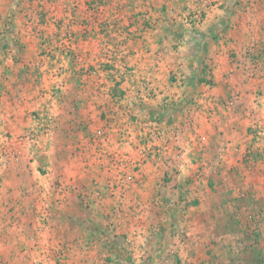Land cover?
Returning <instances> with one entry per match:
<instances>
[{
  "label": "rangeland",
  "instance_id": "1",
  "mask_svg": "<svg viewBox=\"0 0 264 264\" xmlns=\"http://www.w3.org/2000/svg\"><path fill=\"white\" fill-rule=\"evenodd\" d=\"M98 1L78 5L74 2L69 7L66 0H25L21 4V10L25 11L24 26L35 29L38 41L48 42V49L54 47L48 41L52 31L54 34L60 31L66 39L75 24L91 33L110 29L109 34L105 33L107 45L100 46L111 54L120 46L115 41L116 34L121 31L124 41L133 33L131 29L144 33L146 29L164 28L162 21L168 20L161 12L169 10L186 13L188 28L196 27L198 32L211 28L217 35L225 34L218 38L223 47L217 49V54L225 56L223 67L227 70L222 72L220 81L205 75V88L197 92V132L191 135L197 141V173L184 178L165 175L161 182H156L159 190L155 189L153 195L133 194L132 198L137 199L133 204L129 198L147 186V167H164L172 156L179 160L177 152L172 154L178 148L179 133L192 127L164 122L163 117L167 120L172 117L168 108H172L174 101L167 100L158 86L148 98L143 93L150 101L146 103L151 105L152 115L139 108L135 114L117 111L119 114L103 118L107 122L110 119L124 122L119 131H102L103 139L110 134L112 139L104 150L107 157L104 179L93 180L94 184L97 182L96 189L89 194L73 196L63 192L71 184L65 179H58L53 192L52 179L46 178L45 183L17 173L7 180L9 184L2 192L6 182L0 177V257L12 251L10 243L2 239L3 235H9L5 227L8 221L11 234L19 230L24 234L25 241L21 240L24 250L36 248L37 244L30 241L36 233L31 223L32 229L18 226L24 217L23 220L29 221L36 218L42 225L41 249H50V243L55 245L52 249L56 250L58 260L52 264H264V0L233 1V7L224 1L215 8L220 13L207 15L203 24L202 12L210 6L197 10L187 0H153L149 5L139 0H115L109 5ZM208 1L213 5L214 0ZM152 6L154 18H147L144 14ZM77 12L80 19L82 16L90 19L87 22L81 19L84 22L80 23L75 19ZM169 22L176 27V21ZM198 38L197 35V44ZM177 46L176 42L170 49ZM171 73L162 71L157 83L163 84L162 80ZM61 89L56 86L57 91ZM122 96L110 100L111 106L121 105ZM138 101L137 104L145 102L140 97ZM54 127L47 125L43 135L51 136ZM39 142L44 145L41 155L45 156L51 149L59 155H69L78 149L51 148L49 140L47 144L42 139ZM166 145L172 146V151ZM16 148L19 151L15 153L24 158L26 165L31 152L38 151L37 145L28 141ZM4 150L0 149L1 158L17 156ZM14 159L6 162H19L18 157ZM144 163L149 166L142 167ZM167 167L176 170V164ZM141 168L146 172H140ZM0 171L3 173L5 169L0 166ZM35 203H39V209ZM54 220L58 222L52 226ZM51 229L55 232L51 233ZM66 237L71 240L65 242ZM81 254L85 255L84 260L79 258ZM3 262L0 260V264Z\"/></svg>",
  "mask_w": 264,
  "mask_h": 264
},
{
  "label": "crops",
  "instance_id": "2",
  "mask_svg": "<svg viewBox=\"0 0 264 264\" xmlns=\"http://www.w3.org/2000/svg\"><path fill=\"white\" fill-rule=\"evenodd\" d=\"M23 1L25 0H0V149L11 150L14 152L13 155H17L12 158L8 157L10 155L0 157V166L5 169L3 173L0 171L2 173L0 177L2 180L5 179L3 182H6L2 185L4 188L2 192L9 184L7 180L15 178L13 176L16 173L18 176H33L40 181L44 180L45 183L46 178L52 179L51 185L54 187L50 188L53 192L57 189L58 179H65L67 183L69 180L71 181L70 186L63 188V192L69 195L75 196L77 193L89 194L92 192L96 189L95 184L98 180L104 179L102 172L107 163L104 150L108 148L109 142L112 140L111 134L107 135V139H103L104 137L98 138L96 133L106 131V129L119 131L123 127L122 122H124L119 119L117 122H112V119L107 122L103 118L117 111L126 114L134 111L135 114L136 111L138 113L139 108L145 109L144 114L152 115L153 113L150 112L152 109L149 108L151 105L146 103L150 101L145 98L143 93L145 92L148 98L150 91L158 86L163 89L162 95L167 100L174 101L173 109L168 108L174 121L172 117L167 120L165 116L163 117V120L165 118L164 122L173 123L177 127L182 125V128L184 126L192 127L190 130L183 129V132L179 133L178 148H174V151H172V146L166 145L167 149L170 147L172 154L177 152L180 155L179 160H174L172 156L171 160H165L164 167L160 166L158 169L147 167V170L149 169L148 178H146L147 186L141 192L130 194L129 198L132 199L133 204L137 200L132 198L133 194L141 197L146 194L153 195L152 192H155V189L159 190L156 188V182H161L165 175L166 177L184 178L190 176L191 173L192 175L197 173V141H193L191 137L193 131L197 132V92L205 88L203 85L205 75L220 81L223 76L222 72L227 70L223 67L226 64L225 56L217 54V49L223 47L218 38L225 34L217 35V31L211 28L203 32H198L196 27L188 28L186 27L189 25L186 13H182V11L173 13L169 10L161 12L162 16L165 14L164 17L168 20V22L162 21V24H165L164 28L146 29L147 31L144 33L136 28L131 29L130 31L133 33L127 39L124 38V41L121 31L116 34L115 41L119 42L120 46L115 48L113 54L107 52V49L105 50L103 47L107 45L105 33L109 34L110 29L105 31L100 29L97 33H91V30L87 32L83 28L77 27L76 24L74 28H70V34L66 39H63L60 31L55 34L52 31L48 41L52 45L54 44V47L51 46L48 49L46 46L48 42L45 44L38 41L35 29L24 26L25 11L21 10ZM66 1L71 7L74 2L78 5L94 0ZM139 1L149 5L153 0ZM215 1L216 3L218 1V4L214 3ZM224 1L226 5L233 7L238 0H214L212 1L213 5H210L208 0H197L196 2L187 0V4L197 10H202L207 5L210 6L202 12L203 24L207 20V15L215 14L217 16L220 13L215 8ZM98 2L109 5L115 0H99ZM150 10L144 15L147 18H154L153 6ZM75 14V19L77 17L80 23L90 19L87 16H82L83 21L79 18L78 12ZM169 21H176V27ZM92 34L96 37H91ZM197 35L201 39L200 42L198 38L199 44H197ZM176 42L178 43L177 48L170 49ZM228 45L229 42L226 46ZM205 68L208 69L207 72ZM166 70L170 73L172 71V73L162 80L163 84L157 83L156 80L161 72ZM218 74L221 75L218 76ZM58 85L62 88L60 91L56 90ZM120 90L121 92H119ZM118 95L124 99L120 102L121 105L119 104L115 108L111 106L110 100L119 98ZM139 97L145 101L143 104H137ZM56 98L57 103H55ZM151 103L153 104L152 101ZM154 107L157 109L156 105ZM148 110L149 112H147ZM44 125L46 126L44 127ZM47 125L48 127L55 126L51 134L55 133L56 136L48 135V138L45 134L43 135ZM40 139L44 140L45 144L49 140L48 146L50 145L51 148L78 149L73 150L74 152L69 155H59L58 152L54 154L52 149L49 154H46L47 156L41 155V146L44 145L40 144ZM26 141L37 145L39 151L31 152V159L26 161L29 167L25 164L24 158H20L15 153L19 151L16 146H25ZM95 148L100 151L94 150ZM179 148L180 150H178ZM17 157L19 162L9 164ZM8 159L11 160L9 163L6 162ZM4 164H7L8 167ZM148 164L144 163L142 167ZM171 164H176V170L167 167ZM142 171L146 172L141 168L140 172ZM87 180L90 181L86 184L82 182ZM93 180L97 182L94 184ZM44 182H42L43 185H45ZM150 191L151 193H149ZM46 193H50V191ZM143 200L146 201V199ZM24 207V209L27 208L26 205ZM35 207L39 209V203H35ZM23 219L24 217L21 225L18 223V226L30 228L32 226L36 233L30 241L37 244L36 248L24 250L21 243V240L25 241L24 234L21 230L11 234L8 228L10 221H8L5 227L9 235H3L2 239L3 242L10 243L12 251L2 254L0 257V260L4 261L2 264H52L56 262L55 260H58L57 252L52 249L55 245L50 243V249H41L43 248L40 238L42 225L38 219H31V221ZM52 222V226H54L58 221ZM53 231L55 232L51 229V233ZM68 239L69 237H66L65 242L71 240ZM79 258L84 260L85 255L81 254Z\"/></svg>",
  "mask_w": 264,
  "mask_h": 264
},
{
  "label": "built area",
  "instance_id": "3",
  "mask_svg": "<svg viewBox=\"0 0 264 264\" xmlns=\"http://www.w3.org/2000/svg\"><path fill=\"white\" fill-rule=\"evenodd\" d=\"M97 133H98V136H99V137H102V136L104 135V132H100V131H98Z\"/></svg>",
  "mask_w": 264,
  "mask_h": 264
}]
</instances>
